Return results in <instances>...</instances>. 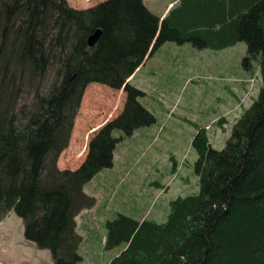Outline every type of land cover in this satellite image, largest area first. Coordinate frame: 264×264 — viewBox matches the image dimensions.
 <instances>
[{"label": "trees", "instance_id": "1", "mask_svg": "<svg viewBox=\"0 0 264 264\" xmlns=\"http://www.w3.org/2000/svg\"><path fill=\"white\" fill-rule=\"evenodd\" d=\"M169 13L160 22L141 0L85 9L0 0V222L13 212L23 239L47 250L51 264H81L75 217L94 205L84 185L112 166L121 136L154 124L126 80L166 42L216 51L241 42L242 69L257 59L261 85L220 150L196 129V194L169 201L161 223L120 213L104 221V249L122 246L108 264H264V0H186ZM91 83L121 89V110L92 133L76 169L60 170Z\"/></svg>", "mask_w": 264, "mask_h": 264}, {"label": "rangeland", "instance_id": "2", "mask_svg": "<svg viewBox=\"0 0 264 264\" xmlns=\"http://www.w3.org/2000/svg\"><path fill=\"white\" fill-rule=\"evenodd\" d=\"M82 1L88 5L100 0ZM72 2L77 7V0ZM244 55L245 45L241 42L223 51L197 50L188 43L166 42L137 73L131 85L144 94L138 102L155 122L136 129L129 137L115 131L113 136L121 139L115 147L114 166L100 171L84 186L87 194L100 200L104 193L98 182L101 185L103 179L115 176L119 183L115 181L105 195L107 212L100 208L87 209L76 217V232L80 236L76 251L83 264H108L120 251L122 246L106 250L103 245L104 221L116 213L161 223L169 201L198 192L192 172L196 155L191 148L196 129L203 128L210 146L220 150L234 121L255 99L261 85L257 59L252 60L247 72L241 66ZM123 100L121 90L97 83L84 89L68 145L59 155L62 168L78 167L92 130L113 119L120 112ZM146 128L154 133L152 137L149 131H144ZM142 132L149 135L148 140ZM129 170L135 174L133 194L122 189L127 179L123 176ZM86 212L89 215L85 218L82 215ZM0 264H51L47 250L37 249L23 239L22 222L13 212L7 213L0 223Z\"/></svg>", "mask_w": 264, "mask_h": 264}, {"label": "crops", "instance_id": "3", "mask_svg": "<svg viewBox=\"0 0 264 264\" xmlns=\"http://www.w3.org/2000/svg\"><path fill=\"white\" fill-rule=\"evenodd\" d=\"M73 0H66V2H67V4H69V6L70 7H72V8H74V9H85V8H89V7H92V6H94V5H96L97 3H99V2H102V1H104V0H100L99 2H97V3H94V4H88V5H86V4H84V2L82 1V0H77V3H78V5H77V7H75L76 5H74L73 4V2H72ZM142 1V4L144 5V7L150 12V13H152L153 15H155L156 17H158V19H159V21L161 22L164 18H166V17H168V15L170 14L169 12L170 11H174L175 9H178L180 6H181V4L182 3H184L186 0H141ZM239 43V42H238ZM238 43H236V44H238ZM165 44V43H164ZM236 44H234L233 46H231V47H225V48H223V49H220V51H223V50H226V49H231V48H233ZM163 45V44H162ZM161 45V46H162ZM205 49H209V48H205ZM203 50V49H202ZM209 50H211V49H209ZM152 56V55H151ZM150 56V57H151ZM149 57V58H150ZM149 58H146V59H144V61L142 62V64L134 71V73L132 74V76H130L126 81L128 82V83H130L131 84V82L133 81V79H134V77L137 75V73H139V71L141 70V68L142 67H144V64L148 61V59ZM90 87H92V86H90ZM93 88V87H92ZM119 90H121V89H119ZM96 129L97 128H94L93 130H92V133L93 132H95L96 131ZM144 131H149L148 133H149V135L152 137L153 135H154V133H152V132H150V128H146ZM143 131V132H144ZM143 132H142V135H146V138H145V140H148V134L146 133V134H143ZM117 145V144H116ZM116 145H115V147H116ZM115 147H114V150H113V152H112V166L110 167V168H112L113 166H114V163H115V159H114V154H115ZM61 154V153H60ZM60 160H59V156H58V158H57V161H56V167L58 168V169H60V170H62V169H64V168H62V166H61V164H60V162H59ZM62 163V162H61ZM120 164H123V163H120ZM76 169V168H75ZM71 170H74V169H71ZM131 170H129V171H127L126 173L127 174H125L123 177H125V178H127L126 179V182L123 184V187H122V189L123 190H125L128 194H133V193H135V192H133L132 193V190H131V188H133L134 186H135V174H132L131 172H130ZM98 174V173H97ZM96 174V175H97ZM95 175V176H96ZM127 175V176H126ZM122 177V178H123ZM117 180V177H111V179L110 178H108L107 180H106V178L105 179H103L102 181H100V184L101 185H99V182H98V188H100V186L102 187V189H101V191H102V193H104V196H102L101 197V199L100 200H98V198L95 196V195H89V194H87L86 193V191H85V189H84V187H83V191H84V193L85 194H87L88 196H90V197H93L94 198V205L90 208V209H86L87 211H92L93 209H94V211L97 209V208H100V210L102 211V212H107L108 210H109V208H108V204H107V200L105 199V195L113 188L112 187V185L114 184V182ZM117 182V181H116ZM88 183H90V181L88 182ZM88 183H86V184H88ZM85 184V185H86ZM84 185V186H85ZM117 185H119V183L117 182ZM82 211H85V210H82ZM81 213V212H80ZM81 215V214H80ZM79 215V213H78V215L76 216V217H79L80 216ZM84 215H86V216H84ZM89 215V214H88ZM87 215V212L86 213H84L82 216H84L85 218L88 216ZM81 216V217H82ZM76 217H75V224H76V231H77V227H78V225H77V223H76ZM142 219H144V218H139L138 219V221H140V220H142ZM2 222V221H1ZM0 222V223H1ZM87 223V222H86ZM86 226V225H85ZM119 247V246H118ZM121 249H122V247L120 248V251H121ZM119 251V252H120ZM118 252V253H119ZM117 253V254H118ZM116 254V255H117ZM115 255V256H116ZM83 259H82V257H81V264H83V261H82Z\"/></svg>", "mask_w": 264, "mask_h": 264}, {"label": "water", "instance_id": "4", "mask_svg": "<svg viewBox=\"0 0 264 264\" xmlns=\"http://www.w3.org/2000/svg\"><path fill=\"white\" fill-rule=\"evenodd\" d=\"M100 35V30H96L93 34H91L88 38H87V46L88 47H92L94 45V43L97 41L98 37Z\"/></svg>", "mask_w": 264, "mask_h": 264}]
</instances>
